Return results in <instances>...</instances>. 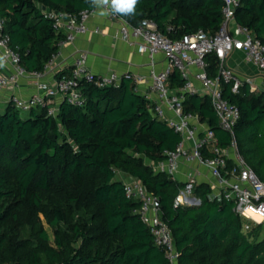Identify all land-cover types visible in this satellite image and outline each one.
Instances as JSON below:
<instances>
[{
	"label": "trees",
	"instance_id": "1",
	"mask_svg": "<svg viewBox=\"0 0 264 264\" xmlns=\"http://www.w3.org/2000/svg\"><path fill=\"white\" fill-rule=\"evenodd\" d=\"M222 6L221 0H138L134 14H118L131 25L149 19L162 34L177 39L199 29L213 34ZM93 8L92 0H0V20L23 69L43 73L64 39L43 11L76 15ZM234 19L264 44V0H240ZM205 60L209 77H215L217 59L210 54ZM183 83L171 70L169 89ZM81 90L83 105L62 101L55 116L43 107L21 117L10 103L0 112V264H168L117 172L138 180L158 199L178 264H264V234L256 227L244 231L233 203L210 199L208 184L194 185L197 205H175L186 184L156 172L155 166L180 137L151 115L148 100L129 77L102 88L82 82ZM221 92L239 109L233 130L238 152L264 183V93L250 92L244 84L233 94L224 83ZM182 105L208 125L221 148L229 146L231 138L218 127L208 96L186 94ZM202 155L210 157L205 150ZM53 187L79 192L69 198L68 208L49 209L52 245L42 229L36 238L18 239L22 201L30 198L38 205L37 193ZM80 192L86 194L82 200Z\"/></svg>",
	"mask_w": 264,
	"mask_h": 264
},
{
	"label": "built area",
	"instance_id": "2",
	"mask_svg": "<svg viewBox=\"0 0 264 264\" xmlns=\"http://www.w3.org/2000/svg\"><path fill=\"white\" fill-rule=\"evenodd\" d=\"M221 2L222 20L213 34L199 29L177 39L162 34L156 24L149 19H143L137 25H130L118 13L112 11L110 5L101 6L110 19L119 22L120 38L131 41L138 53H145L150 58L161 54L167 62L166 68L151 72L148 76L153 96L138 90L137 86L145 79L143 76L116 73L92 74L86 69V53L82 52L79 53L73 68L65 71L60 77L50 83L37 81L38 93L25 99L11 95L8 103L20 112L47 107V114L55 116L57 108L51 105L56 102L59 104L66 101L74 106L83 105L82 82L91 83L99 88L118 86L126 75L135 85V91L148 100L151 115L165 122L180 137L176 148L166 153V159L155 166V171L173 177L180 162L188 165L197 164L208 169L215 179L217 190L215 192L213 190L209 198L217 202H232L234 213L243 221V230L249 231L253 224L264 223V183L238 152L233 130L240 113L236 105L222 97L221 83L230 85L233 94H239L244 84H250V79L239 77L226 65V59L233 51H239L244 54L247 62L264 71V44L245 26L235 22V10L240 0H221ZM43 12L45 17L52 21L53 29L64 35L62 42H72L88 31L87 22L94 15V8L83 10L76 15L53 10ZM210 54L215 56L218 63L215 77H209L206 69L205 58ZM0 56L13 68V72L7 75L0 71V88L16 85L20 78L38 79L42 75L38 72L29 73L20 65L18 53L9 47V37L4 32L2 20H0ZM173 69L179 72L184 81L182 87L175 92H171L168 87L169 74ZM192 78L200 83L203 95L208 96L217 117L218 127L229 134L231 141L227 148L218 145L214 132L206 123L199 120L197 114L183 110L184 95L197 94ZM204 150L209 152L210 157L202 155ZM227 160H231V165L227 164ZM184 183L186 185L176 197L175 205L197 203L192 196L196 181L189 178ZM123 184L125 196L139 203L136 213L152 235L154 244L163 250L168 264H178L179 254L170 231L162 220L158 199L136 179Z\"/></svg>",
	"mask_w": 264,
	"mask_h": 264
},
{
	"label": "crops",
	"instance_id": "3",
	"mask_svg": "<svg viewBox=\"0 0 264 264\" xmlns=\"http://www.w3.org/2000/svg\"><path fill=\"white\" fill-rule=\"evenodd\" d=\"M119 26V22L110 19L101 5L94 4V15L87 22L88 31L72 42L61 41L57 53L40 78H20L16 85L0 88V112L4 111L11 95L23 99L29 98L38 93L37 81L50 83L55 79L56 73L73 68L79 53L82 52L86 53V69L92 74L116 73L143 76L145 79L137 88L153 96L148 76L151 72H158L166 68L167 62L161 54L150 58L145 53H138L131 41L120 38ZM3 62L4 66L0 67V71L6 75L11 74L12 66L7 61L3 60ZM226 65L239 77L250 79V84H246L250 92L264 93V71L258 70L253 64L247 62L242 52L233 51L227 57ZM192 83L197 90V95L203 96L200 83L194 78H192ZM55 104L51 106L58 109L60 103L56 102ZM22 113L23 117L27 114V112H20V116ZM127 177V181L132 179ZM173 178L179 182H186L189 178H193L196 184L205 183L209 187L211 186V192L217 191L215 179L210 175L208 169L197 166V164L188 165L180 162ZM118 179L123 182L121 178Z\"/></svg>",
	"mask_w": 264,
	"mask_h": 264
},
{
	"label": "rangeland",
	"instance_id": "4",
	"mask_svg": "<svg viewBox=\"0 0 264 264\" xmlns=\"http://www.w3.org/2000/svg\"><path fill=\"white\" fill-rule=\"evenodd\" d=\"M23 117L24 114L22 113ZM117 177L121 178L123 182H127L128 177L122 172H117ZM67 192H64V189L53 187L48 192H38V205H35L30 198H26L22 201L19 213V222L17 228L19 226L18 231V239L20 238H36V235L39 230H45L48 233L50 238V244L52 245V231L51 227L47 222V215L49 213V209L52 206L58 205L68 208L70 197L76 196L78 194V190L75 188H67ZM81 193V192H80ZM85 192L80 196V200L85 197ZM193 196V195H192ZM191 196V197H192ZM194 197V196H193ZM191 204V202H189ZM197 203H192L191 205H196ZM259 231L260 236L264 234V223L253 224L252 228H255Z\"/></svg>",
	"mask_w": 264,
	"mask_h": 264
},
{
	"label": "clouds",
	"instance_id": "5",
	"mask_svg": "<svg viewBox=\"0 0 264 264\" xmlns=\"http://www.w3.org/2000/svg\"><path fill=\"white\" fill-rule=\"evenodd\" d=\"M92 3L101 6L110 5L112 11L124 15H130L135 13L138 0H92ZM3 66V58H0V67Z\"/></svg>",
	"mask_w": 264,
	"mask_h": 264
},
{
	"label": "water",
	"instance_id": "6",
	"mask_svg": "<svg viewBox=\"0 0 264 264\" xmlns=\"http://www.w3.org/2000/svg\"><path fill=\"white\" fill-rule=\"evenodd\" d=\"M195 201V200H194ZM197 203H198V201H197Z\"/></svg>",
	"mask_w": 264,
	"mask_h": 264
}]
</instances>
